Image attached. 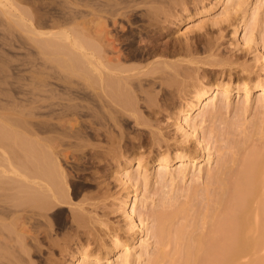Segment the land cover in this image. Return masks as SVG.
I'll return each mask as SVG.
<instances>
[{"label": "bare ground", "instance_id": "obj_1", "mask_svg": "<svg viewBox=\"0 0 264 264\" xmlns=\"http://www.w3.org/2000/svg\"><path fill=\"white\" fill-rule=\"evenodd\" d=\"M249 6L0 0L33 67L0 104V264H264V110L246 117L264 80L240 62L264 59V37Z\"/></svg>", "mask_w": 264, "mask_h": 264}, {"label": "rangeland", "instance_id": "obj_2", "mask_svg": "<svg viewBox=\"0 0 264 264\" xmlns=\"http://www.w3.org/2000/svg\"><path fill=\"white\" fill-rule=\"evenodd\" d=\"M260 2H261V0L259 1V0H250V6H249V8L251 9L250 10V13H252V14H255V13H258L259 14V16H260V18H261V21H262V23H261V25L259 26V28H258V30H259V32L261 33V35L264 37V1H262V4H260ZM208 6H209V4H208ZM224 5H219L216 9H215V12H213V14L211 15V16H218L219 14H221L222 12H223V10H224ZM2 13H4V12H0V19L1 20H3V21H1L0 23H2L3 24V26L2 25H0V26H2V27H0L1 29V31H0V63L1 62H3V63H1V65H0V79L2 80L3 79V81H1L0 80V104L3 106V105H5L4 104V102L6 103V104H8V100L7 99H9L10 98V95H13L12 97H11V99L12 98H17V96L19 97H23V95H20V94H23V93H21V90L22 89H24V88H22L23 86H22V83H21V78H22V76L21 75H24L25 73H26V75H27V71H28V77H30L31 76V74L32 73H30L31 72V70H32V68H31V66H30V68H28L27 69V67H29V65L31 64H28L27 66L23 63L24 61L22 60L25 56H23V55H25L24 53H25V50H23V49H21V44H20V42H19V38H20V28L18 27V25L16 24V22H15V17L13 16V15H10V14H6V13H4V14H2ZM1 14L3 15V16H1ZM5 15V16H4ZM9 15V16H8ZM12 18V19H11ZM9 19V20H8ZM250 19H252V15H250L249 16V20ZM6 20H7V23L10 25V27H9V25L6 23ZM15 23H14V22ZM4 22V23H3ZM13 22V23H12ZM251 22H252V20L250 21V24H251ZM8 25V28H10L9 30H11L12 31V33H11V31H9L8 32V29H7V25ZM195 23H197V21L195 22ZM249 24V25H250ZM6 25V26H5ZM15 27V28H14ZM181 28H183V27H181ZM181 28H180V30H181ZM185 28L186 27H184L183 29H182V31H184L185 30ZM2 29H3V31H5V32H3L2 31ZM14 29V30H13ZM7 30V31H6ZM14 31V32H13ZM176 31V33L178 34L179 32L177 31V30H175ZM182 31H180V32H182ZM8 32V33H7ZM233 33V29H232V27H228V29H226V33H228V34H232ZM248 32L247 30L245 31H243V32H239V34H237L236 36L238 37V38H240L239 40H240V43H242L243 42V40H244V34H246V33ZM11 33V35H9ZM4 34V35H3ZM6 34V35H5ZM180 34V33H179ZM5 36H6V39H5ZM17 37H19V38H17ZM10 39V40H9ZM12 39V40H11ZM8 40V41H7ZM9 41H11L10 42V44H8V42ZM14 41V42H13ZM238 43V42H237ZM236 43V44H237ZM12 44V45H11ZM262 44H264V42L262 41ZM226 46H228V47H230V48H233V47H235V43H232V41H229V36H228V43L226 44ZM263 45H262V50H263ZM24 51V52H23ZM44 54H42V56H41V54H39V56L42 58V62L41 63H44L45 61H46V59L48 58V56L50 55L51 56V58H52V60H51V58L49 59V63L48 62H46L48 65H50L51 63L50 62H52V64L54 63L56 66H60V63H57L58 62V60H57V58H55L54 57V54L52 53H50L49 55H47V57H46V59H45V57L43 56ZM46 56V55H45ZM49 56V57H50ZM53 56V57H52ZM64 55H62V54H60L59 55V57H60V59H61V57L63 58V60H61V63H63L62 61H66V60H64V58L66 59V56L65 57H63ZM228 56H229V53H228ZM29 57H31V56H29ZM22 58V59H21ZM32 58V57H31ZM41 58H39V60L41 59ZM68 58V57H67ZM47 59V60H48ZM3 60H5V61H3ZM43 60H45L44 62H43ZM7 61V62H6ZM41 61V60H40ZM39 61V62H40ZM240 62H242V63H244L245 65H248V66H251V65H254V69H253V74H254V76L256 77V76H258V77H256V79H255V82H260L261 80H264V59H261V60H255V58H254V56L253 55H246L244 58H242L241 60H240ZM6 63H8V65H6L5 66V64ZM21 63H22V65H21ZM39 64V63H38ZM24 65V66H23ZM41 64H39L38 66H40ZM2 66V67H1ZM26 66V67H25ZM4 67V68H3ZM41 67V69H42V67H43V65L42 66H40ZM24 68H26L25 70H24V72L25 73H23V69ZM4 69V70H3ZM31 69V70H30ZM40 69V70H41ZM21 70V71H20ZM33 71V70H32ZM3 72V73H2ZM22 72V73H21ZM44 72V69L42 70V73ZM46 72H48V71H45L44 73H46ZM241 75H245L246 76V73H240ZM51 75V77H53L52 76V74H50ZM234 75H237V74H234ZM40 76V75H39ZM46 76V78H44L46 81H48L49 83H50V81L52 82V84L54 83L53 81H56V79L55 80H53L54 78H51V77H49V75L47 74H45V75H42L41 74V77H42V79H43V77H45ZM254 77V78H255ZM31 78V77H30ZM29 78V79H30ZM253 78V79H254ZM258 78V79H257ZM248 80H250V79H248ZM29 82H30V80H28ZM6 82V83H5ZM19 83V85L21 84V88H20V86L19 85H17ZM10 85H12L13 87H11ZM56 86V84H53L52 86ZM3 89H2V88ZM9 89L10 90V93H9V90H6V89ZM12 88V89H11ZM14 88H17V90L16 89H14ZM18 88H19V90H18ZM26 88V87H25ZM28 88H30V87H28ZM5 89V90H4ZM27 89V88H26ZM3 91V92H2ZM8 91V92H7ZM4 92H7L8 94H9V98H6V97H8V95L7 96H5L6 94L4 93ZM236 92V90L233 92V93H235ZM2 95V96H1ZM5 96V98H4V96ZM252 97H251V99H252V107H251V111L250 112H248L247 114H246V117H247V122L248 123H254V122H256L257 121V116H258V113H259V117L262 115L261 114V112L264 110V106L263 107H260V102L258 101L259 100V98L260 97H262L263 95H259V92L257 93V92H252V94H250ZM244 97H245V92H243V91H241V93L239 94V95H237V94H235L234 96H232V98H233V100L232 101H234V103L235 104H238L239 106H242L241 105V101L243 102V100H244ZM264 97V96H263ZM15 98V99H16ZM19 99H21V98H19ZM16 100H18V99H16ZM18 102H19V100H18ZM0 105V106H1ZM1 112H7L5 109H1ZM261 114V115H260ZM233 117H234V114H232V115H230V117L228 118L230 121H232L233 120ZM4 123V121L3 122H1L0 123V126H1V128L3 129L4 127H6V126H2L1 124H3ZM3 125H8L6 122L3 124ZM210 127V126H209ZM0 128V129H1ZM11 140V141H10ZM13 139H4V141H3V143L4 144H6L7 146L9 145L10 147H11V145H12V149H18L19 148V142L18 141H12ZM10 142V143H8V142ZM14 142V143H13ZM13 143V144H12ZM14 147H16V148H14ZM214 151V162L212 163V167H210V165H208V167L207 168H210L211 170H214V169H216V167H217V162H218V158H217V152L215 151V150H213ZM206 163L205 162H202V165H205ZM177 165H175L174 166V169H175V167H176ZM80 175V180H79V178L77 177L76 179L77 180H79V181H83V175H81V174H79ZM78 175V176H79ZM191 184V179H189L188 181H187V183H184V186H186L185 188H187L189 185ZM142 197V195L141 196H139V198H141ZM9 200H11V201H13V202H16L17 200L16 199H9ZM1 222V221H0ZM0 228L1 229H5V226H4V223L3 224H0ZM0 229V230H1ZM8 230L6 229V230H4V231H0V240L1 241H3L2 240V238L4 239V237H5V235H6V232H7ZM5 232V233H4ZM4 233V234H3ZM140 241H138L137 242V244H136V246L137 247H139L140 246ZM261 254L262 255H264V248L262 249V251H261ZM250 260H251V257L250 256H247V257H244L243 259H242V262L243 263H249L250 262ZM251 264V263H250Z\"/></svg>", "mask_w": 264, "mask_h": 264}]
</instances>
